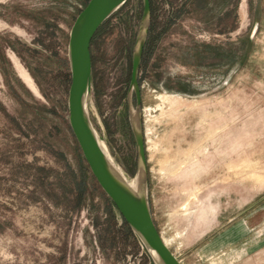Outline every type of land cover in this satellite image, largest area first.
<instances>
[{
  "label": "rangeland",
  "instance_id": "374dc122",
  "mask_svg": "<svg viewBox=\"0 0 264 264\" xmlns=\"http://www.w3.org/2000/svg\"><path fill=\"white\" fill-rule=\"evenodd\" d=\"M88 2L0 0V264H154L69 125V34ZM152 5L139 82L155 224L183 264H264V0ZM142 11L130 0L91 47V119L129 179Z\"/></svg>",
  "mask_w": 264,
  "mask_h": 264
},
{
  "label": "water",
  "instance_id": "95a60500",
  "mask_svg": "<svg viewBox=\"0 0 264 264\" xmlns=\"http://www.w3.org/2000/svg\"><path fill=\"white\" fill-rule=\"evenodd\" d=\"M129 1L89 0L71 27L68 43L71 69L68 96L69 125L93 177L105 195L114 203L128 227L153 259L154 264H183L162 238L153 219L149 199V171L139 79L152 24L151 0H142L143 11L132 55L127 97L129 122L138 149L135 178L140 182V188L137 191L117 173L113 165L115 162L95 129L90 115L93 82L92 42L106 21Z\"/></svg>",
  "mask_w": 264,
  "mask_h": 264
},
{
  "label": "trees",
  "instance_id": "16d2710c",
  "mask_svg": "<svg viewBox=\"0 0 264 264\" xmlns=\"http://www.w3.org/2000/svg\"><path fill=\"white\" fill-rule=\"evenodd\" d=\"M151 3H152V0H151ZM152 12H153V5H152ZM149 35H150V33H149ZM144 64H145V61H144V55H143V60H142L140 72L142 71V68L144 67ZM84 186H85V182L83 181L81 183V185H80V190H79V192L81 194L84 191V188H83ZM108 201H109L110 205L115 209L117 217L119 216V218L122 221V229H123L122 231L126 234L127 237L134 238V239H136L138 241L137 237L133 234V232L131 231V229L128 227V225L126 224L125 220L123 219V217L120 215V213H119L118 209L116 208V206L114 205V203L112 201H110V199H108ZM145 252H146V250H145Z\"/></svg>",
  "mask_w": 264,
  "mask_h": 264
},
{
  "label": "bare ground",
  "instance_id": "6f19581e",
  "mask_svg": "<svg viewBox=\"0 0 264 264\" xmlns=\"http://www.w3.org/2000/svg\"><path fill=\"white\" fill-rule=\"evenodd\" d=\"M105 149V146L102 145ZM107 147V146H106ZM106 150V149H105ZM107 153V151H106ZM108 154V153H107ZM113 162V161H112ZM113 165L115 166V169L117 171V173H119L120 175H122L126 180L127 182L129 183V185L135 190L137 191L139 188H140V182L136 179V178H133V179H129L125 173L123 172V170L121 168H119V166H116L114 163Z\"/></svg>",
  "mask_w": 264,
  "mask_h": 264
},
{
  "label": "flooded vegetation",
  "instance_id": "af4514ba",
  "mask_svg": "<svg viewBox=\"0 0 264 264\" xmlns=\"http://www.w3.org/2000/svg\"><path fill=\"white\" fill-rule=\"evenodd\" d=\"M151 28H152V26H151ZM151 28H150V29H151ZM151 30H152V29H151ZM150 33H151V31H150ZM149 38H150V37H149Z\"/></svg>",
  "mask_w": 264,
  "mask_h": 264
}]
</instances>
